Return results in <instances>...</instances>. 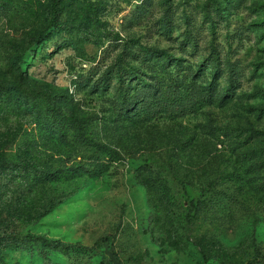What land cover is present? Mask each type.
<instances>
[{"label": "rangeland", "instance_id": "374dc122", "mask_svg": "<svg viewBox=\"0 0 264 264\" xmlns=\"http://www.w3.org/2000/svg\"><path fill=\"white\" fill-rule=\"evenodd\" d=\"M3 155L0 264H264V0H0Z\"/></svg>", "mask_w": 264, "mask_h": 264}, {"label": "trees", "instance_id": "16d2710c", "mask_svg": "<svg viewBox=\"0 0 264 264\" xmlns=\"http://www.w3.org/2000/svg\"><path fill=\"white\" fill-rule=\"evenodd\" d=\"M0 158V172H2L3 169L6 168V158H5V155L1 156ZM28 168H31L33 170L37 169V167L33 164V163H28L26 164ZM151 170H154V167H149ZM152 172V171H151ZM49 173V172H47ZM156 176L158 177H161V181H162V177L163 176H159L158 174H155ZM154 177L153 175H150L149 176V181L151 182V186L154 188L156 186V183L158 182V178L157 177ZM6 236L9 237L11 240L13 241H22V242H41L43 244H46V245H56V246H64L65 243L61 240H51L49 238H47L46 236L44 235H32V234H27V235H23V236H16L14 234H10V233H6ZM249 264H254L253 261L249 262Z\"/></svg>", "mask_w": 264, "mask_h": 264}]
</instances>
